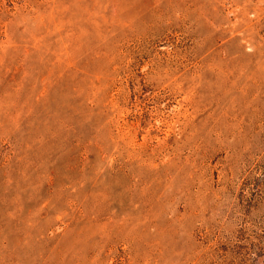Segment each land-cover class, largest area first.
Masks as SVG:
<instances>
[{"label":"rangeland","instance_id":"rangeland-1","mask_svg":"<svg viewBox=\"0 0 264 264\" xmlns=\"http://www.w3.org/2000/svg\"><path fill=\"white\" fill-rule=\"evenodd\" d=\"M0 264H264V0H0Z\"/></svg>","mask_w":264,"mask_h":264}]
</instances>
